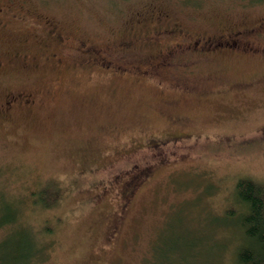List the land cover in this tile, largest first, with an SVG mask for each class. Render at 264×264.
I'll return each mask as SVG.
<instances>
[{"label":"rangeland","instance_id":"374dc122","mask_svg":"<svg viewBox=\"0 0 264 264\" xmlns=\"http://www.w3.org/2000/svg\"><path fill=\"white\" fill-rule=\"evenodd\" d=\"M9 4L0 100L28 89L38 101L0 112V251L27 246L25 229L42 246L35 264H235L245 240L236 184L264 180V50L180 70L197 87L186 94L83 64L77 49L49 59L61 44L46 29L70 45L129 38L146 57L157 20L254 25L264 0H0Z\"/></svg>","mask_w":264,"mask_h":264},{"label":"flooded vegetation","instance_id":"af4514ba","mask_svg":"<svg viewBox=\"0 0 264 264\" xmlns=\"http://www.w3.org/2000/svg\"><path fill=\"white\" fill-rule=\"evenodd\" d=\"M12 5H0V15L15 16ZM7 21H9L7 19ZM147 35L146 40L151 54L146 57L137 56L136 42L123 38L117 44L96 45L86 40H79L70 45L71 38L64 36L58 26L49 24L46 29L49 36L61 44L56 51H51L49 59L63 61V56L72 54V50L80 52L82 63L108 70L113 74L131 73L138 79L160 78V82L168 81L177 92L193 94L197 91L188 75H179L180 70L191 73L195 62L204 61L213 56L257 54L264 50L262 38L264 37V19L258 20L254 25L234 24L212 30L193 31L182 21H169L162 24L157 20ZM156 50V51H154ZM28 61L30 54H23ZM0 59V65H3ZM259 82H247L230 85L235 90H247L258 86ZM220 92L222 86H216ZM206 93V90H205ZM38 101V95L28 89L8 90L2 94L0 112L9 114L14 108L24 109L33 106ZM175 124H179L176 122Z\"/></svg>","mask_w":264,"mask_h":264},{"label":"trees","instance_id":"16d2710c","mask_svg":"<svg viewBox=\"0 0 264 264\" xmlns=\"http://www.w3.org/2000/svg\"><path fill=\"white\" fill-rule=\"evenodd\" d=\"M145 45L147 46V44ZM236 186V204L238 203V207L240 206L241 209L236 220L244 231L245 240L236 253L235 264H264V180L258 181L253 177H241ZM3 220L8 221V219ZM25 232L24 229L19 233L25 235L21 238L27 241V246L24 242L22 248L12 249L10 247L4 253L0 251V264L38 263L36 258L40 254L42 246H35L30 240L29 234Z\"/></svg>","mask_w":264,"mask_h":264}]
</instances>
